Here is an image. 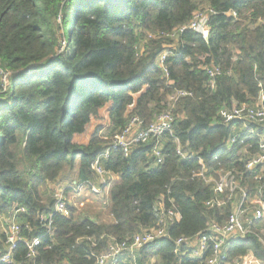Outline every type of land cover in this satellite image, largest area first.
I'll return each mask as SVG.
<instances>
[{
	"label": "trees",
	"instance_id": "16d2710c",
	"mask_svg": "<svg viewBox=\"0 0 264 264\" xmlns=\"http://www.w3.org/2000/svg\"><path fill=\"white\" fill-rule=\"evenodd\" d=\"M205 10L214 12L207 40L190 30L170 37ZM58 17L63 24L56 25ZM213 66L221 71L214 80L205 71ZM177 92L189 95L170 103ZM261 95L264 0H0V216L25 208L17 218L21 236L41 239L34 260L17 244L14 264H96L112 239L123 242L157 225L162 197L181 219L145 246L135 264H205L211 250L195 259L182 255L187 248L176 253V240L224 224L240 196L208 206L224 196L194 177L199 159L208 176L232 172L249 195L256 193L262 166H248L263 151L264 122L226 123L222 113L254 108ZM170 107L172 134L152 137L128 157L116 149L105 161L118 177L104 192L109 220L78 214L75 206L69 218L54 214L58 188L94 179L106 137L133 117L149 126ZM179 146L193 157H180ZM241 204L250 209L240 198ZM42 215H53L51 236ZM5 242L0 231V250ZM227 245L225 264L250 254L264 261V222Z\"/></svg>",
	"mask_w": 264,
	"mask_h": 264
},
{
	"label": "built area",
	"instance_id": "2783aa9c",
	"mask_svg": "<svg viewBox=\"0 0 264 264\" xmlns=\"http://www.w3.org/2000/svg\"><path fill=\"white\" fill-rule=\"evenodd\" d=\"M212 10L198 11L193 17L191 23L178 29L170 35L171 38H175L178 33H183L186 30L193 31L208 39L210 36L209 20L210 16L213 15ZM236 18L235 13H230ZM171 48L170 46H168ZM167 57L165 52L160 57V66L164 68V61ZM209 77L214 78L220 75L221 71L219 67L213 66L211 68H205ZM7 75H4V89L8 85ZM214 86V83L211 87ZM189 94L186 92H177L175 96L170 98V103H174L180 97H186ZM171 108L156 116L155 120L149 125L144 126V122L139 117H133L130 119L126 128L116 133L111 138H106L108 145L106 149L98 156L94 171V179L97 184L92 180L88 182L73 183L67 186H61L55 195V215H61L65 218L71 216V207H84L85 203L80 202L72 204L69 200L67 191L71 190L70 195L75 196L74 198H80L82 195H89L88 191L95 196H103L105 191L109 190L111 181V175L105 170L104 163L107 161L112 152L116 149H120L125 157H128L135 146L140 144H146L152 137L161 138L165 134H172L174 125V116ZM225 122L229 123L234 120L241 122H264V95H261L259 104L252 107H237L234 106L232 110L224 111L222 113ZM235 139L230 140V144L234 143ZM179 144V143H178ZM263 151L259 154L252 163L248 166L251 170L257 165L262 166V173L259 176L260 186L257 188L256 203L254 206L251 216L247 215V218L243 219L242 216L247 212L242 208V204L232 213L229 219L224 224L213 222L209 224L207 230L202 234L194 237L187 238L181 237L176 240L177 253L180 249L187 248L186 252L182 255H190L192 258L200 259L209 250L212 251V255L208 258L205 264H225L226 262V251L228 250V241L236 236H245L250 233V228L254 222H264V146ZM177 153L183 159H190L193 156L184 153L181 147H178ZM154 157L157 159V164L163 163V157L161 150L156 148L154 150ZM201 170L194 177H198L204 180L207 185H212L214 191L224 197H220L216 201L207 203L208 206L217 204L223 206L224 204L231 202L236 195H239L241 202L244 204L248 199V191L241 187L240 183L235 174L232 172H220L219 178L216 180L211 176H208V168L204 162L199 159ZM163 198V197H162ZM161 198V199H162ZM158 201V216L159 221L157 225L149 230H146L143 234H138L132 239L118 242L115 239L111 240L108 249L96 256V264H120L125 258H133L147 245H150L157 240L166 236L167 228L174 222H178L181 219L174 202H171V208L166 209L162 200ZM251 200L249 199V202ZM254 205V204H253ZM249 210V209H248ZM26 209L21 207L14 209L9 216H0V231L5 234L6 242L4 250H0V264H14V250L17 244L24 243L26 245L28 260H34L37 257V248L41 244L40 238L26 239L21 236V228L17 222V218L21 214H25ZM53 215L46 217L40 216V220L45 224L46 234L51 236L54 233L53 229ZM209 242L212 244L209 245ZM135 263V262H134ZM67 264V263H59ZM234 264H264V261L258 260L254 255L250 254L243 258L240 262Z\"/></svg>",
	"mask_w": 264,
	"mask_h": 264
},
{
	"label": "rangeland",
	"instance_id": "374dc122",
	"mask_svg": "<svg viewBox=\"0 0 264 264\" xmlns=\"http://www.w3.org/2000/svg\"><path fill=\"white\" fill-rule=\"evenodd\" d=\"M61 24H63V21L61 18L58 17L56 19V25H61ZM63 44H64V40H62V45ZM112 179L113 178H111V180ZM82 196H84V197H82ZM82 196L80 198L75 199L74 195L73 196L69 195V200L72 202V204L83 202V200L85 201L86 206L82 207L80 210H78V214H81L83 216H91V217H92V215L95 216V214H96V217H100L104 221L109 220V217L107 215V210H106V201L107 200L105 199L104 195L100 196V198H101L100 200L99 199H94V200L90 199L91 196L89 198L86 197L85 195H82ZM256 196H257V193H253L251 195H248V199H247L248 202H246V203H247V205H249L250 209L249 210L247 209V212L242 216L243 219L247 218V215L251 216L252 211H253V207L251 206V202L256 200ZM84 198H86V199H84ZM249 199L251 200L250 202H249ZM239 204H240V197L238 198V205L237 206H239ZM135 260H136V257L133 258L131 256V261L134 262ZM135 263H133V264H135Z\"/></svg>",
	"mask_w": 264,
	"mask_h": 264
},
{
	"label": "crops",
	"instance_id": "0c3cea01",
	"mask_svg": "<svg viewBox=\"0 0 264 264\" xmlns=\"http://www.w3.org/2000/svg\"><path fill=\"white\" fill-rule=\"evenodd\" d=\"M106 138H107V137H106ZM111 178H113L112 180H114V181H115L116 179H118L117 176H111ZM92 181H93L94 183L97 184V181H96L95 179H93ZM86 197L89 198L90 195H87ZM95 197H96L95 199H99V200L101 199L100 196H99V197H98V196H95ZM237 198H238V197H236V199H237ZM90 199H91V198H90ZM90 199H89V200H90ZM253 204H254V205H253ZM251 206H252L253 208H254V206H257L256 201H252V202H251ZM84 207H85V205H84ZM237 208H238V206H236V205L234 204V211H235Z\"/></svg>",
	"mask_w": 264,
	"mask_h": 264
}]
</instances>
